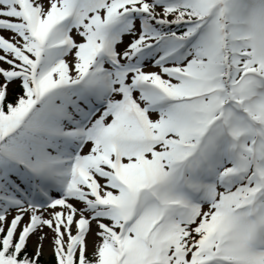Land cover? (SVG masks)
Here are the masks:
<instances>
[{"label": "snow or ice", "instance_id": "snow-or-ice-1", "mask_svg": "<svg viewBox=\"0 0 264 264\" xmlns=\"http://www.w3.org/2000/svg\"><path fill=\"white\" fill-rule=\"evenodd\" d=\"M45 228L51 264H264V0H0V264Z\"/></svg>", "mask_w": 264, "mask_h": 264}, {"label": "rangeland", "instance_id": "rangeland-1", "mask_svg": "<svg viewBox=\"0 0 264 264\" xmlns=\"http://www.w3.org/2000/svg\"><path fill=\"white\" fill-rule=\"evenodd\" d=\"M4 36H9L10 33L8 32H4L2 33ZM4 67H7V65H3ZM44 233L47 234L46 236V239L43 241V255L47 258H49L52 254H53V251H52V233L50 230H48L47 228L44 229ZM41 235V233H37L36 235L32 236L30 238V241H29V244L30 246L36 250V244L38 242V236ZM92 239H95V237H90V242Z\"/></svg>", "mask_w": 264, "mask_h": 264}, {"label": "trees", "instance_id": "trees-1", "mask_svg": "<svg viewBox=\"0 0 264 264\" xmlns=\"http://www.w3.org/2000/svg\"><path fill=\"white\" fill-rule=\"evenodd\" d=\"M28 251H29V253L35 252V250L30 246V244H28ZM52 260H53V254L49 258L42 255L41 264H51Z\"/></svg>", "mask_w": 264, "mask_h": 264}]
</instances>
